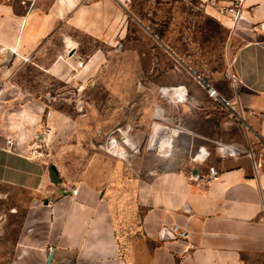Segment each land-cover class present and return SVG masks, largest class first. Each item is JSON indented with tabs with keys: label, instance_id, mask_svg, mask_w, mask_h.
I'll list each match as a JSON object with an SVG mask.
<instances>
[{
	"label": "crops",
	"instance_id": "1",
	"mask_svg": "<svg viewBox=\"0 0 264 264\" xmlns=\"http://www.w3.org/2000/svg\"><path fill=\"white\" fill-rule=\"evenodd\" d=\"M180 1H198L230 30L235 90L229 98L264 143V0H243L237 24L218 10L232 0ZM126 7L145 22L141 4L131 0ZM122 8L118 0H0L1 95L8 96L5 87L12 83L3 75L10 61L42 58L55 38L71 51L80 35L104 42L120 38L127 18ZM55 59L44 67L59 69L64 61ZM199 136L181 130L171 157L136 159L131 168L116 159L107 179L68 185L52 183L45 159L23 151L14 139L5 143L0 134V197L20 190L18 208L27 215L0 264H264L260 147L251 139L248 145L234 142L242 152L226 156ZM132 137L138 149L145 142L139 134ZM200 147L212 150L204 161L194 159ZM209 165L218 177L194 176ZM174 224L188 230L189 238L171 237Z\"/></svg>",
	"mask_w": 264,
	"mask_h": 264
},
{
	"label": "rangeland",
	"instance_id": "2",
	"mask_svg": "<svg viewBox=\"0 0 264 264\" xmlns=\"http://www.w3.org/2000/svg\"><path fill=\"white\" fill-rule=\"evenodd\" d=\"M135 1L142 6L145 22L124 6L125 32L113 42L80 35V43L71 51L55 38L42 58L10 61L3 74L12 81L5 87L8 96L0 91V134L5 143L14 139L23 151L54 164L60 181L68 185L107 179L116 159L131 168L136 159L171 157L175 139L168 155L149 146L155 122L178 128V134L192 130L202 143L214 146L217 142L248 145L251 139L264 160V143L239 114L210 96L197 76L226 97L234 95L230 30L206 15L198 1ZM96 51L101 54L92 58ZM55 58L64 61L59 69L44 67ZM177 85L186 86L185 101L171 100L161 92L163 86ZM156 108L165 111V118L156 116ZM128 125L142 136L140 140L145 139L132 153L131 164L100 146L118 127ZM21 196L20 190L8 189L0 197L4 257L11 254L27 217L18 208Z\"/></svg>",
	"mask_w": 264,
	"mask_h": 264
},
{
	"label": "built area",
	"instance_id": "3",
	"mask_svg": "<svg viewBox=\"0 0 264 264\" xmlns=\"http://www.w3.org/2000/svg\"><path fill=\"white\" fill-rule=\"evenodd\" d=\"M123 6H126L130 3L131 0H118ZM220 13L222 14H228L229 16L232 17L234 24H237L239 21L242 12H243V0H232L228 5L223 6L220 8ZM198 78L200 79V82L203 87H205L209 93L210 96L215 97L217 100H219L224 106L229 108L231 111L234 113L238 114V111L234 105V103L231 101L230 98L225 97L215 86L211 85L208 83L204 78H202L200 75H197ZM231 79H234V76L231 75ZM163 88V87H162ZM131 126L128 125L126 127H118L115 130V134L111 135L108 137L107 141L105 144H100L101 147H105L109 152H112L116 155H119L116 153V150L124 149L126 154L125 155H119L126 159L128 164H131V157L132 153L136 152L138 150V146H135V144H129L126 145L123 140L122 136L124 131ZM132 131V128H131ZM7 144H11L13 142L12 139L8 138L7 139ZM216 148L219 152H221L223 155L226 156H235L237 154H240L242 152V149L234 144H223L221 142H217ZM211 149L208 147H200L199 150L195 153L194 159L197 161H204L208 158V156L211 153ZM170 154V153H169ZM219 175V170L216 168L215 165H209L208 170L204 173H195L194 176L196 178H199L201 180L205 181H210L211 179H214L218 177ZM79 188L78 187H73L71 188V192L73 194L78 193ZM171 233L175 235V237L187 239L189 238V231L180 227L179 224H174L172 229H170Z\"/></svg>",
	"mask_w": 264,
	"mask_h": 264
},
{
	"label": "bare ground",
	"instance_id": "4",
	"mask_svg": "<svg viewBox=\"0 0 264 264\" xmlns=\"http://www.w3.org/2000/svg\"><path fill=\"white\" fill-rule=\"evenodd\" d=\"M184 87L186 88L185 85L163 86L161 92L164 96L171 100L185 101L187 98V88L185 91ZM156 116L159 118H165L164 112L161 110H158V112L156 111ZM178 132V128H169L160 122H155L149 146L157 148L163 155H168L173 148L174 135ZM116 153L119 155L126 154L124 149L116 150Z\"/></svg>",
	"mask_w": 264,
	"mask_h": 264
},
{
	"label": "water",
	"instance_id": "5",
	"mask_svg": "<svg viewBox=\"0 0 264 264\" xmlns=\"http://www.w3.org/2000/svg\"><path fill=\"white\" fill-rule=\"evenodd\" d=\"M122 140L126 145L132 144L134 142L133 137L131 135V128L128 127L122 136ZM49 173H50V179L52 181V183H59L60 182V177H59V171L57 169V167L52 164L49 167ZM171 237H175V235L172 234Z\"/></svg>",
	"mask_w": 264,
	"mask_h": 264
}]
</instances>
